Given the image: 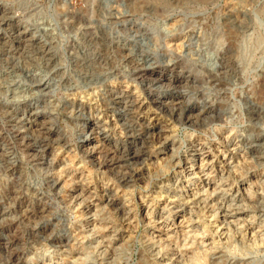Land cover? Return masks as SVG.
Masks as SVG:
<instances>
[{"label":"rangeland","instance_id":"obj_1","mask_svg":"<svg viewBox=\"0 0 264 264\" xmlns=\"http://www.w3.org/2000/svg\"><path fill=\"white\" fill-rule=\"evenodd\" d=\"M10 263L264 264V0H0Z\"/></svg>","mask_w":264,"mask_h":264},{"label":"bare ground","instance_id":"obj_2","mask_svg":"<svg viewBox=\"0 0 264 264\" xmlns=\"http://www.w3.org/2000/svg\"><path fill=\"white\" fill-rule=\"evenodd\" d=\"M127 55V54H126ZM137 68V67H136ZM130 73V72H129ZM152 74V73H151ZM161 76V75H160ZM155 78V77H154ZM95 80V79H94ZM166 82V81H165ZM44 86V85H43ZM157 100V99H156ZM158 101V100H157ZM130 104V103H129ZM165 110V109H164ZM174 110V109H173ZM36 131V130H35ZM91 131V130H90ZM123 135V134H122ZM31 140V139H30ZM90 144V143H89ZM92 148V147H91ZM192 152V151H191ZM127 165V164H126ZM97 184V183H96ZM256 190V189H255ZM77 198V197H76ZM15 200V199H14ZM218 200V199H217ZM257 208V207H256ZM259 209V208H258ZM189 210V209H188ZM90 211V210H89ZM174 219V218H173ZM181 221V220H180ZM194 226V225H193ZM199 226V225H198ZM192 227V226H191ZM194 228V227H193ZM192 228V229H193ZM219 236V235H218ZM168 245V244H167ZM5 246V245H4ZM174 248V247H173ZM10 249V248H9ZM11 256V255H10ZM9 256V257H10ZM14 256V255H13ZM177 260V259H176ZM62 261V260H61ZM14 263V262H13ZM11 264V263H10Z\"/></svg>","mask_w":264,"mask_h":264}]
</instances>
